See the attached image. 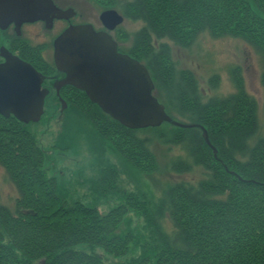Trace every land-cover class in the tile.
<instances>
[{
	"label": "trees",
	"instance_id": "16d2710c",
	"mask_svg": "<svg viewBox=\"0 0 264 264\" xmlns=\"http://www.w3.org/2000/svg\"><path fill=\"white\" fill-rule=\"evenodd\" d=\"M124 10L143 27L131 37L121 33V39L129 38L123 52L147 68L168 116L205 129L216 157L200 128L163 123L131 130L72 87L77 94L62 97L68 105L63 113L82 114L137 172L157 169L149 149L155 138L179 147L169 172L179 177L198 171L200 177L167 185L150 204L142 195L121 192L118 172L108 166L92 186L94 200L69 202L48 175L45 151L28 124L0 115V167L18 193L12 210L0 205V264H264V121L257 102L238 67L230 70L235 93L204 102L196 79L176 71L169 45L161 42L189 48L203 32L240 40L261 55L264 84V0H134ZM15 44L37 71L55 70L38 47L21 39ZM217 83L213 76L212 88ZM112 194L118 201L101 212L98 201ZM130 214L145 224L132 227ZM133 250L138 254L129 256Z\"/></svg>",
	"mask_w": 264,
	"mask_h": 264
},
{
	"label": "rangeland",
	"instance_id": "374dc122",
	"mask_svg": "<svg viewBox=\"0 0 264 264\" xmlns=\"http://www.w3.org/2000/svg\"><path fill=\"white\" fill-rule=\"evenodd\" d=\"M90 1L91 3L94 2V0ZM116 1L118 4H124L134 0ZM78 4L79 12L83 13L86 20L97 22L98 15L95 16V13L91 12L84 0H79ZM103 5L101 3V5L96 6L101 7ZM124 11L126 12V9ZM125 17L127 18L126 21L120 24L121 31L131 37L143 27V23ZM27 34L28 41L30 40L28 43L37 47L39 38L33 36L34 32ZM5 39L6 36L0 34V40L4 45ZM161 42L169 45L170 57L176 71L190 72L196 79L204 102L213 98H225L235 93L230 70L238 67V73L244 81L246 92L257 102L259 121H264V84L261 80L263 69L261 55L251 46L230 37L214 39L206 32L199 34L189 48H181L168 40ZM38 50L44 52L41 47H38ZM44 57L47 62H52L51 54H45ZM213 76L218 78L215 88H212L210 84V79ZM59 98L64 101L60 96L58 100L48 98L44 103V114L40 121L28 124V129L34 134L45 151V167L48 175L55 176L59 194L63 195L69 202L80 200L88 204L94 200L92 186L100 178L103 168L108 166L116 168L118 177L115 183L121 192L142 195L150 204L167 185L178 180L197 181L199 179L198 171L179 177L169 172L167 170L168 165L173 159L181 155L179 147L164 145L155 138L151 140L149 149L156 160L157 169L150 175L137 172L100 139L92 125L82 114L72 110L63 113L68 105L64 101L65 108L62 109ZM175 115L172 117L176 121L187 124L186 120ZM58 142L60 149L55 146L58 145ZM65 147L67 149L63 150ZM17 197L18 193L15 187L0 167V205L12 210ZM117 197L118 195L112 194L108 200H99V210L104 213L107 212L118 201ZM129 216L132 220V227L139 225L141 228L145 224L140 218L132 214ZM162 225L166 231L172 227L171 223L166 220L163 221ZM143 233L149 235L147 230ZM137 254L138 251L133 250L129 256H136ZM104 257L107 260H112L111 257Z\"/></svg>",
	"mask_w": 264,
	"mask_h": 264
},
{
	"label": "water",
	"instance_id": "95a60500",
	"mask_svg": "<svg viewBox=\"0 0 264 264\" xmlns=\"http://www.w3.org/2000/svg\"><path fill=\"white\" fill-rule=\"evenodd\" d=\"M72 9L62 11L52 0H0V30L14 24L19 35L23 23L43 21L50 28L54 19L69 20ZM108 30L123 22L114 10L100 14ZM0 115L14 117L22 124L37 123L44 114L48 90L44 76L30 63L0 46ZM53 64L64 78L56 87L71 86L85 93L88 100L123 127L138 130L168 123L179 128H200L206 144L216 157L203 127L180 123L164 110L153 94L154 84L147 68L134 58L117 51L109 35L95 32L90 24L70 25L53 42ZM62 109L65 102L59 98Z\"/></svg>",
	"mask_w": 264,
	"mask_h": 264
},
{
	"label": "flooded vegetation",
	"instance_id": "af4514ba",
	"mask_svg": "<svg viewBox=\"0 0 264 264\" xmlns=\"http://www.w3.org/2000/svg\"><path fill=\"white\" fill-rule=\"evenodd\" d=\"M54 5L62 10L65 11L67 9H72L74 16L69 19H54L52 21V25L50 28L46 27V24L43 21H35V22H27L23 23L20 26L19 29V35L16 34L15 26L14 24H10L5 30H0V34H4L6 36L5 39V46L4 43L0 46H4L9 52H11L13 55L18 56L20 59L26 61L22 55H20L19 50L16 49L17 44H15V41L17 39L26 40L28 41V32H34V37H38L40 41H37V47H41L44 52L40 50L41 56L45 62L47 60L45 59V54L49 55L51 54L52 57V63H53V42L54 40L70 25H84V24H90L95 32H102L106 33L111 37V39L116 43L117 45V51L121 54H125L123 52V49L128 47L129 45V38L126 40H123L120 38V35L122 33L121 31V25H118L113 30H108L105 25L100 20V14L106 10H114L118 14H120L123 17V21H126V17L124 14V4H118L116 0H94V2L91 3L90 0H84V3L87 4L91 12L95 16L98 15V20L91 21L86 20L83 13L79 12V0H52ZM103 3L104 5L101 7H97L96 5H101ZM106 5V6H105ZM124 32V31H123ZM10 38V39H9ZM35 41V40H34ZM4 61L3 58L0 57V63ZM30 63L29 61H26ZM50 63V62H48ZM31 64V63H30ZM32 65V64H31ZM54 65V64H53ZM55 68V67H54ZM56 70V69H55ZM53 71L51 74H47L45 71L38 70L45 78L42 83V87L48 90V94L45 97V101L48 98H56L58 100V95H56V87L59 86V82L64 78V75H59L56 71ZM71 86H63L59 88V96L63 97L64 99H71L73 94H77L74 91H72Z\"/></svg>",
	"mask_w": 264,
	"mask_h": 264
}]
</instances>
